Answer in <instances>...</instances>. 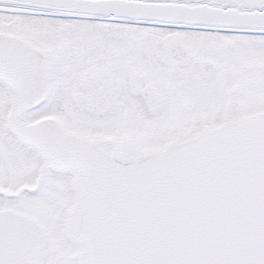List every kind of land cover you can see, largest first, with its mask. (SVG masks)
<instances>
[{
	"label": "snow or ice",
	"instance_id": "6c2138e0",
	"mask_svg": "<svg viewBox=\"0 0 264 264\" xmlns=\"http://www.w3.org/2000/svg\"><path fill=\"white\" fill-rule=\"evenodd\" d=\"M0 264H264V0H0Z\"/></svg>",
	"mask_w": 264,
	"mask_h": 264
}]
</instances>
